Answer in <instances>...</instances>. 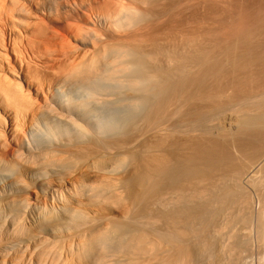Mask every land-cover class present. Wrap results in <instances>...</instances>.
Masks as SVG:
<instances>
[{
  "label": "bare ground",
  "instance_id": "bare-ground-1",
  "mask_svg": "<svg viewBox=\"0 0 264 264\" xmlns=\"http://www.w3.org/2000/svg\"><path fill=\"white\" fill-rule=\"evenodd\" d=\"M255 9L0 0V264H264L218 223L264 206Z\"/></svg>",
  "mask_w": 264,
  "mask_h": 264
},
{
  "label": "rangeland",
  "instance_id": "rangeland-1",
  "mask_svg": "<svg viewBox=\"0 0 264 264\" xmlns=\"http://www.w3.org/2000/svg\"><path fill=\"white\" fill-rule=\"evenodd\" d=\"M243 1V3L244 4H246L247 3V6H251V8H257V9H255V10H258V8H260V6L261 5H264V3H262V2H264V0H246V2H244V0H242ZM262 1V2H261ZM259 4H261L260 6H259ZM72 165H74V164H72ZM74 167V166H73ZM70 169H72V168H70ZM74 169H75V171H77L76 170V168L74 167ZM73 171V170H72ZM262 174H264V173H262ZM262 179H260L259 177ZM258 176H257V178L256 179H258L259 181H261V182H264V175H259L258 174ZM257 180V181H258ZM259 181L258 182H256V180H255V182L256 183H259ZM260 182V185H264V184H262ZM27 183V184H26ZM29 183H30V181H26L25 180V184L26 185H28L29 187L28 188H30V185H31V183H30V185H29ZM256 185H258V184H256ZM255 184L253 185H251L252 186V189L250 188V186L248 185V187L247 186H245L244 188H243V192H244V194L245 195H247V198L249 199V200H251L250 198H252L253 196H254V198H252V201H251V203H250V205L249 206H252V204L253 205H255L256 203H257V196H259V195H257V194H255L254 192H256L257 191V189L254 187V186H256ZM260 185H259V187H260ZM33 184H32V186H31V188L32 189H29L28 191L29 192H27V193H32L33 194V192L34 193H36V188H35V186H34V188H33ZM257 187V186H256ZM261 187H264V186H261ZM248 188V189H247ZM258 188V187H257ZM254 189V190H253ZM248 192H247V191ZM256 190V191H255ZM261 191V188L260 189H258V191ZM253 191V192H252ZM257 191V192H258ZM246 192V193H245ZM256 192V193H257ZM254 193V194H253ZM259 194H260V192H259ZM257 195V196H256ZM250 197V198H249ZM255 201H254V200ZM248 200V201H249ZM233 202H235V203H232L231 202V204H229V206H231V207H226V209H224V211L222 212V215H223V217L221 216V215H219V218H218V223H224L226 220L228 221V223H230V222H232V223H230V224H232V225H234V226H232L233 227V230H232V228H231V230H226V229H224V232L223 231H221L222 233H220V234H222V235H224V234H231L232 233V235H233V232H236V233H234V235H236L235 236V239L236 238H238L239 237V235H240V237H239V239H237V241L238 240H240L241 242H242V244H246V242H247V246L249 247V248H253L254 247V249H253V256L254 257H256V258H262V259H264V253H262V252H264V248H262V247H264V241H262L261 242V239L258 241V238H260V234L259 233H257V234H259L258 236L259 237H257V234H256V232L255 231H257V217H261L262 216V214L260 215L259 214V212H261V213H264V210H262V209H264V206H262L261 204V206H259V204L256 206H253V207H255V208H252V207H248V205L247 204H243L244 202H242V204H240L241 202L240 201H238V203L236 202V201H233ZM250 202V201H249ZM253 202V203H252ZM247 203V202H246ZM245 205H247V207L245 206ZM241 206V207H240ZM256 207H258V208H256ZM245 208V209H244ZM252 208V209H251ZM261 209V211H258L257 209ZM228 209V210H227ZM245 211H244V210ZM226 211V212H225ZM236 211H238V213L236 212ZM244 211V212H243ZM250 211V212H249ZM258 211V212H257ZM236 212V213H235ZM246 213V214H245ZM226 214V215H225ZM239 214V215H238ZM241 216H242V218H241ZM226 217V218H225ZM235 217V218H234ZM249 217V219L251 220H249V219H247ZM251 217V218H250ZM223 218V219H222ZM230 218H231V220H230ZM237 218V219H236ZM234 219V220H233ZM235 219H236V221H235ZM245 219H246V221H245ZM259 219V218H258ZM220 220H222V221H220ZM230 220V221H229ZM255 220V221H254ZM245 221V222H244ZM254 222H255V224H254ZM217 223V222H216ZM236 223V224H235ZM251 223V224H250ZM253 223V224H252ZM230 224H229V227H230ZM250 224V225H249ZM218 225V224H217ZM228 225V224H227ZM241 225V226H240ZM246 225V226H245ZM255 225V226H254ZM219 226H220V224H219ZM239 226V227H238ZM251 226H252V228H251ZM236 227V228H235ZM243 227V229L242 230H240L241 228ZM250 227V228H249ZM230 229V228H229ZM236 229V230H235ZM226 230V231H225ZM240 230V231H239ZM247 230V231H246ZM228 231V233H225V232H227ZM229 231H230V233H229ZM246 232H249L248 233V236L247 235H244ZM258 232V231H257ZM237 233L239 234V235H237ZM247 234V233H246ZM253 236H255V237H253ZM253 237V239H251ZM245 240L246 239V241H245V243L243 242V239ZM251 239V240H250ZM250 240V241H249ZM253 240V241H252ZM251 242V243H249V242ZM258 241V242H257ZM252 242H253V244H252ZM259 243H261V244H259ZM248 244H250V245H248ZM251 245L253 246V247H251ZM246 246V247H247ZM258 248H257V247ZM260 248V249H259ZM262 248V249H261ZM258 250H259V252H258ZM257 251V252H256ZM207 252V251H206ZM206 252H201V254H199L200 256H199V258H198V260H200L199 261V263H198V261H197V263L198 264H211V262H210V260L209 259H207L206 257H208L207 255H208V253L206 254ZM259 253H262V254H259ZM203 254H205V256L206 257H203L204 255ZM258 255V256H257ZM200 257H202V258H204V259H201ZM209 258V257H208ZM255 258V259H256ZM205 259L207 260V262L205 261ZM202 260V261H201ZM203 261H205V263L203 262ZM213 263V262H212ZM217 263V262H216ZM213 264H215V263H213Z\"/></svg>",
  "mask_w": 264,
  "mask_h": 264
}]
</instances>
